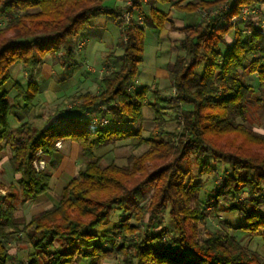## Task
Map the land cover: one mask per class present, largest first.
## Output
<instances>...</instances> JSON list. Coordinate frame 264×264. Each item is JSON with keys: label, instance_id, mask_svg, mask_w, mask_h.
I'll return each instance as SVG.
<instances>
[{"label": "trees", "instance_id": "trees-1", "mask_svg": "<svg viewBox=\"0 0 264 264\" xmlns=\"http://www.w3.org/2000/svg\"><path fill=\"white\" fill-rule=\"evenodd\" d=\"M224 1L228 0L174 6L191 13ZM104 2L0 0L1 18L7 19L0 28V154L10 152L8 162L14 176L7 194L0 195V264H81L89 260L103 264L108 255L120 258L122 264H264L257 253L222 230H206L207 240L200 244L202 232L196 225L208 221L205 206L219 213L224 201L230 203L229 211L244 218L239 229L260 232L264 239V212L259 211L264 207V134L244 125L248 105L259 92L253 105L264 106V35L260 21H243L240 15L246 7L262 12L264 0H230L232 10L224 18L218 15L209 23L183 29L184 57L177 58L170 72L175 95L164 97L154 91L155 101L149 104L158 136L145 139L139 130L128 127L143 122L151 93L147 85L129 90L144 62L146 40V28L134 24L123 31L124 54L117 71L102 80L99 93L75 98L69 113L79 116L55 115L44 128L36 127L24 114L42 87L35 81L17 82L15 94L10 95L3 89L13 79V68L21 64L32 71L51 57H58L64 67L74 63L79 38L91 31ZM233 17L237 18L234 24ZM147 20L162 32L169 15L152 7ZM231 32L234 37L229 42ZM243 73L258 78L257 88L243 82ZM169 109L183 128L178 144L172 146L159 137L164 135V114ZM12 114L20 123L15 130L9 122ZM90 115L96 118L82 119ZM105 117L111 125L102 124ZM124 140L149 149L140 157L132 156L126 167H104L99 160L89 163L79 171L80 181L74 177L65 185L58 206L27 223L18 222L19 205L51 190L53 173L47 159L58 151V143L75 142L87 157L95 158L99 149ZM206 156L214 163L227 162L230 170L209 197L214 201L202 205L203 183H195L193 173L197 171V179L207 177V181L217 175ZM38 162L46 167L37 170L34 164ZM152 190L150 203L143 206ZM245 191L248 197L239 202ZM114 211L126 214L115 226L122 241L105 249L103 245L113 243L115 235L95 231L108 224ZM164 211L173 225L170 239ZM141 229L145 235L140 240L130 239ZM19 235L27 237L26 261L11 253L10 243L21 241L15 238Z\"/></svg>", "mask_w": 264, "mask_h": 264}, {"label": "rangeland", "instance_id": "rangeland-1", "mask_svg": "<svg viewBox=\"0 0 264 264\" xmlns=\"http://www.w3.org/2000/svg\"><path fill=\"white\" fill-rule=\"evenodd\" d=\"M192 2H203V1H215V0H190ZM228 1H224L222 3H219L217 5L211 6V7H198L194 12H184L178 8L172 9L171 14L169 15V22L167 23L165 29L161 32L160 36L158 32L153 28H147L150 25V23L147 20V14H149V9L152 8L151 5H156L157 2L154 0H148V2H144L143 0H127L122 8L119 10V15H116L118 13L113 14H106L102 12L100 15L95 17L92 20L93 25L101 26L102 28H96L95 30H91L89 33H87L85 36L89 39L90 44L88 46L89 53L92 44L95 42V39L98 38L99 40H103L106 44H110L113 51L118 50L122 52L121 44L123 41L122 36V27L125 29L129 23L126 24L124 21H127L128 18L131 17V20L135 26L138 27H145L146 29V54H145V66L150 65L149 69H153L154 61L155 59H151V54L149 52L150 48L153 49L152 52L153 56L156 54L157 47V41L160 39V47H161V56L163 60H168L172 58V60L176 59L177 57H184V51L180 45V35L185 38V34L183 30H178L177 27H183V26H201L203 23H209L212 19L211 14L209 13L207 15L206 11L209 10H216V9H223V6L228 3ZM172 3V1H171ZM160 5L159 9L168 12L170 10V5ZM107 9L108 11H111V7L113 4L110 0L107 1ZM247 8V7H246ZM243 10V9H242ZM146 12V15L144 13ZM124 13V14H123ZM258 13V12H257ZM124 15V19L118 18L119 16ZM262 14V19H264V7L262 8V12L258 13L257 17L254 15L251 16L250 21L258 20L261 21L259 15ZM112 15H114L115 18L119 22H116L112 19ZM126 16L128 18L126 19ZM242 15V11L241 14ZM112 16V17H111ZM210 17V18H209ZM242 17V16H241ZM139 20V21H138ZM141 20V21H140ZM130 21V20H129ZM127 21V22H129ZM140 22V23H139ZM7 23V19L1 18L0 15V28L5 27ZM184 29V28H183ZM179 32V34L175 32ZM234 37V33H230V36L228 38V41H232L231 38ZM83 38H85L83 36ZM86 40V38H85ZM120 47V48H119ZM159 47V49H160ZM110 49V48H109ZM78 50V49H77ZM58 58V57H57ZM104 54H100V61H103ZM119 61V60H116ZM51 62V61H50ZM121 62V61H120ZM176 62V61H175ZM52 65H55L56 63H51ZM174 65V64H173ZM117 64L115 67V70L117 69ZM144 66V67H145ZM170 69V68H169ZM27 69L24 68L22 65L18 67L16 65L13 69V78L11 82H9L5 88L4 91L9 92L10 95H14L13 92V84L16 80H21L23 78L31 80L32 75L30 70L26 71ZM59 70V69H58ZM58 70H54L58 74ZM25 72L27 75H25ZM110 72V71H108ZM145 70L141 66L139 68V73L137 76L136 87H138L140 84L149 83L148 75L144 74ZM102 73H107V71H103ZM67 75V74H66ZM65 75V76H66ZM101 77V73L99 74ZM31 76V77H30ZM64 76V78H65ZM99 77V78H100ZM241 78L244 83L251 85L255 88L258 86V78L254 75L249 74H242ZM22 80V82L26 83V80ZM99 79H95L96 87L95 85L91 86L89 90L91 92L97 91V83ZM47 83V82H46ZM73 84V83H72ZM71 88H75V92L67 93L64 96L58 95L55 101H52L54 98L49 93L47 96H44V100H42V105L38 107L35 111L31 112L30 114L26 115L27 121H31L36 127L42 129L44 124L47 123L50 118H52L55 114H58L57 117H62V115H68L71 107L74 106L75 98L78 95L83 94L87 91V88L84 84H80L75 82ZM155 89V88H153ZM157 89V88H156ZM74 91V90H73ZM160 92V95H163L164 97H168L170 95H175V90L172 88V79L171 75L168 78V81L166 83H163L162 88L160 90H157ZM261 93H257L251 103L254 104L255 98L260 97ZM61 96V97H60ZM53 97V98H52ZM154 98L152 95H149L145 104L147 108H144L143 114H144V120L142 123L138 125H129L128 127L137 129L141 132L142 137L147 139L150 136H158L157 133H159L158 129L156 128V123L154 121V113L150 110L149 104L154 102ZM249 104L248 105V117L247 121L244 123L246 127L249 129L254 130L256 133L264 134V106L262 107L259 104ZM76 114V113H75ZM40 115V116H38ZM78 115V114H76ZM59 119V118H57ZM178 117L176 116V113L173 110H166L164 114V120H165V126L163 128L164 135L159 136L163 137L164 141H167L170 143V146L177 145L178 144V136L181 131H183L182 127L178 126ZM84 120H88V118H84ZM103 121V120H102ZM109 121V120H108ZM9 122L11 125V129L15 130L20 123L17 121L14 114H12L9 118ZM181 122V120H180ZM108 125H111L109 123ZM69 143H66L68 146ZM59 145V143L57 144ZM66 145H63V143L58 146L59 151L61 152L60 155H56V158L54 162L49 166L50 170H54V182L51 183V190L46 194L47 198L50 200H46L45 198H37L34 200V202H28V204L25 205H19L18 211L16 214V217L19 219L20 223H27L31 220L33 216L38 212L40 207L39 205L48 202L53 201V203L56 205L60 202L61 193L65 185L73 178L78 177V181H80V178L78 176L79 171L85 170L89 163L94 162L95 160H99L102 166H108L110 164H116L120 167H126L129 166V159L134 157H140L142 154H144L148 149V145H143L141 147L135 146V141L133 140H124L119 141L113 144H110L107 147L101 148L98 151H96V157L95 158H89L87 157L83 150H81V147L78 148H69ZM9 157L10 152L6 151L2 154H0V195H6L7 190L10 189V186L12 183H14V176L11 172L10 165H9ZM206 161H208L213 168L216 169L217 175L215 178H209L207 181V177L202 178L201 180L197 179V171H194V182L201 181L203 183V189L202 194L200 195V202L202 205L207 204L208 202H213V199H210L209 197H212L213 191L220 186V179L224 173L230 170V166L227 162H218L214 163L211 157L206 156ZM41 162H38L37 164H40ZM46 167V165H45ZM4 190V191H3ZM153 190L150 191L147 194V200L142 204L147 205L150 203V198L153 195ZM49 195V196H48ZM248 197L247 192H243L242 195H240V198L238 199L239 202H243ZM45 199V200H44ZM48 204V203H47ZM48 206V205H46ZM45 206V207H46ZM230 203H225L224 201L220 202L219 205V213H216L212 207L205 206V209L208 214V221L206 224L198 223L197 229L198 231L202 232L200 234V238L198 239L199 243L202 244L204 241L207 240L206 237V230H222L230 237L236 239L242 246L249 249L250 251H253L254 253H257L260 256V261L264 262V239L262 234L259 233H251L245 230L239 229L240 226L244 225V218L234 212L229 211ZM225 207V208H224ZM260 212H264V207H260ZM126 214L122 211H114L110 215L109 222L106 226L98 229L95 231L98 235H103L105 231H110L113 233L114 241L113 243H105L103 246L105 249H109L110 245H116L122 241V235L120 234V231L115 229V226L119 221H122L125 219ZM164 217V226L166 227L168 231L167 239L172 237V230L173 225L170 222L168 218V213L163 212ZM133 224H135L134 221H132ZM141 226V225H140ZM145 234H142V229L140 232H135L134 234L130 235V239H133L135 241H138L143 237ZM15 238H21V241H13L10 243L11 247V253L13 254V257L17 258V260H27L28 255V243H27V237L26 235H19ZM16 263V261H14ZM122 260L120 258H117L112 255L106 256L105 260L103 261V264H122ZM81 264H92V261H82Z\"/></svg>", "mask_w": 264, "mask_h": 264}, {"label": "crops", "instance_id": "crops-1", "mask_svg": "<svg viewBox=\"0 0 264 264\" xmlns=\"http://www.w3.org/2000/svg\"><path fill=\"white\" fill-rule=\"evenodd\" d=\"M107 1L108 0H105V2L103 4V10L102 11L104 13H106V14H113V13H119L120 8L123 7V5L125 4V2L127 0H110L111 3L113 4V6L111 7V9H113V10H111V11H108V9H107V5H106L107 4ZM154 1L157 2V3H156V5H154V4L151 5V7H155L157 9H159V6L160 5L169 4L172 1L171 5H170L171 6L170 7V10L168 12L164 11V12L168 13V15L171 14V10L173 8L176 9V7L174 6L175 3H180L181 6H184L188 2H190V0H168V2H166L165 0H162V1L154 0ZM159 10H161V9H159ZM161 11H163V10H161ZM144 15L147 16L148 14L146 15V12H145ZM112 16L111 17H112V19L114 21L119 22L117 20V18L114 17V15H112ZM187 26H190V25H187ZM185 27L186 26L177 27V29L178 30H183V28H185ZM96 28H102V27L101 26H98V25H93V27H92L91 30H95ZM123 28L124 27H122V29H121L122 36H123V31H124ZM147 28H152V27L149 26ZM156 31L158 32V34L160 36L161 32H159L158 30H156ZM172 32H175V31H172ZM175 33L179 34V32H175ZM84 37L86 38V40L83 37H80L79 38L80 41H84L85 42V46L81 50H76L74 63L70 64L69 66L64 67L59 62V58H57V57H51L43 65H41V66L37 67L36 69L30 71L31 72V75H32L31 80L27 79V77H26V79H27L26 83L22 82V80H24L25 78H23L21 80L14 81L15 83L20 82L23 85L35 81V82L39 83L41 85V87H42V93L35 100L33 106L29 109L28 113L24 114L25 120H27L26 119V115L27 114H30L31 112L35 111L38 107L43 106L42 105V100H44V96H47V94L50 93L52 96L54 94V98L52 97L53 98L52 101H55L56 99H58L57 98L58 95L64 96V95H66L69 92L70 93L75 92L76 91L75 88H71V87L73 86V84L75 82H77V83L80 82V84L81 83L84 84L85 87L87 88V91L84 92V93H91L92 95H95V94L99 93V91L101 89V82H102V80L107 75L112 74L113 72L117 71V69L119 68V66L121 64V62H120L121 57L124 54L123 50H122V52H120L119 49L113 51L112 48H111V46H110V44H106L105 42H103V40H99L98 38H96L95 39V42L91 46V49H90L89 53H87L88 46L90 44V41H89V39L86 36H84ZM180 40H181L180 45L182 47V42L184 40V37H182L181 35H180ZM156 45H157L158 49L156 50V54L154 56H153V53L154 52H152L153 49L150 48V50H149V52L151 54V56H150L151 59L153 58V59L156 60V61H154L153 69L152 68L149 69V66L150 65H146L145 66V62H146V60H145V54L147 52V50H146V40H145L144 62H143V64L141 66L145 70L144 74L148 75V77H146V79H148L149 83L140 84L138 86V87L143 86V85L149 86L150 89H151V93L149 95H152V93L154 91L157 92V90H160V88H162V86H163V83H166L168 81V78L170 76V72L172 70L173 64L175 63V61L178 58L177 57L174 60H172V58H170L167 61L166 60H163L162 59V56H161V51L162 50H161V47H160V45H161L160 44V39H158ZM120 47L122 49V44H121ZM159 47H160V49H159ZM101 53L104 54L103 61H100V54ZM116 60H119V61H116ZM53 62H55L56 64L55 65H52L51 63H53ZM116 64L118 66H117V69L115 70ZM17 65H18V67L21 66V64H17ZM55 69H56V71L59 69L58 70V74H57V72L54 71ZM104 70L107 71V73H105V74L102 73ZM26 71H28V70H26ZM108 71H110V72H108ZM100 73H101V77L99 75ZM25 75H27L26 72H25ZM64 76H65V78H64ZM95 79H99V80H98V83H97V85H98L97 86V91L93 93V92H91L89 90V88L91 86H93V85H95V87H96ZM14 84H13V92L15 94ZM153 88H155V89H153ZM75 105H76V102H74V106L73 107H75ZM73 107H71V109ZM144 108H147V107L145 106ZM71 109H70V111H71ZM70 114H71V112L68 113V115H70ZM76 114H78V113H76ZM76 114L75 113H72L71 115H74V116H77L78 117L79 114L78 115H76ZM55 115L57 116L58 114H55ZM68 115H65V116H68ZM38 116H40V115H38ZM84 118H88V120L89 119L91 120V119H94L96 117L95 116L92 117L90 115V116H87V117L86 116H83L82 119H84ZM102 120H106L107 121V124L109 123V121H108L109 118H107V117L103 118ZM95 121H97V119ZM46 124L47 123L44 124L43 128L46 126ZM92 124H95V123H92ZM62 143H63V145H66V143H69L68 144L69 148H73V147L78 148V147H80L75 142H68L67 141V142H61V144ZM60 154H61V152L58 149V151L55 153V155L53 156V158L47 159L48 165L50 166L54 162V160L56 158V155H60ZM54 170H56V169H54ZM54 170L51 169V171L53 173V179H54ZM53 182H54V180H52V183ZM46 194L43 195V198H45L46 200H50V199H48L49 197L47 198ZM41 198H42V196H41ZM30 202H34V200L33 201H30ZM46 205H48V206H46ZM58 205H59V203L55 205L53 203V201L44 202V203H42V204L39 205L40 208L38 210H36L38 212L35 215H37L40 212H43V211H45L47 209H50L52 207H56ZM18 222H20L19 219H18Z\"/></svg>", "mask_w": 264, "mask_h": 264}, {"label": "built area", "instance_id": "built-area-1", "mask_svg": "<svg viewBox=\"0 0 264 264\" xmlns=\"http://www.w3.org/2000/svg\"><path fill=\"white\" fill-rule=\"evenodd\" d=\"M143 1L144 2H148V0H143ZM231 10H232V5H231L230 2H228V3H226V5L223 6V9H216V10H211V11L209 10L208 12L206 11V13H207V15L209 13L211 14V17H212L211 19H213L215 16H218V15L224 18L226 16V14H228V13L231 12ZM257 12L260 13L261 11L259 9L255 8V7H247V8H244L242 10V15H241L242 17L241 18H242L243 21H250L251 20V16L250 15H254L255 17H257V15H258ZM123 14H121L122 16H119L118 17V18H120V20L121 19H124V15ZM125 17H126V19L128 18V16H126V15H125ZM260 20L261 21H260L259 29H260L261 33L264 35V19H260ZM127 21H129V22H127ZM127 21H124V22L126 24L133 23L132 20H131V17L128 18ZM236 22H237V18L236 17H233L231 19V23L234 24ZM84 46H85V42L84 41H80L79 44H78L77 49L78 50H81V49H83ZM136 86L137 85L131 86L129 88V90H135ZM102 124H107V121L106 120H103L102 121ZM59 145H60V143H59ZM59 145H57V148H58ZM34 166H35V168L37 170H43L45 168V163L44 162H41L40 164L35 163ZM0 192H1V190H0Z\"/></svg>", "mask_w": 264, "mask_h": 264}]
</instances>
